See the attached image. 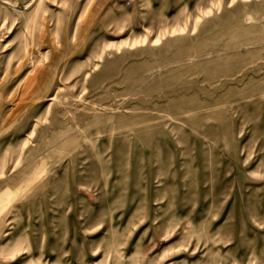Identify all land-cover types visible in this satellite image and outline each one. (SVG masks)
<instances>
[{"label":"rangeland","instance_id":"obj_1","mask_svg":"<svg viewBox=\"0 0 264 264\" xmlns=\"http://www.w3.org/2000/svg\"><path fill=\"white\" fill-rule=\"evenodd\" d=\"M0 264H264V0H0Z\"/></svg>","mask_w":264,"mask_h":264}]
</instances>
